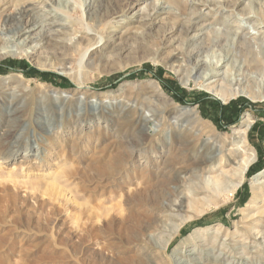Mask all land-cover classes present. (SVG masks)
<instances>
[{
    "label": "rangeland",
    "instance_id": "374dc122",
    "mask_svg": "<svg viewBox=\"0 0 264 264\" xmlns=\"http://www.w3.org/2000/svg\"><path fill=\"white\" fill-rule=\"evenodd\" d=\"M136 1L96 0L90 10L92 33L82 34L76 27L77 36L84 38L79 52L51 45L46 38L37 48L25 47L14 56L0 55V264H171L177 258L188 264H264V221L249 232L242 212L251 197L250 179L264 168V131L257 125H264V77L255 66L233 71L228 88L243 93L223 104L205 89L206 83L201 85L191 64L176 73L178 62L168 60V54L190 52L222 32L251 34L247 43L254 51L250 54L233 47L238 54L230 59L236 66L255 55L258 58L259 49H264V0H236L228 8L218 7L221 0L197 4L202 16L194 20V30L183 35L184 43L171 42L180 33L168 35L166 14L159 13L154 24H141L147 2L156 0ZM128 2L132 7L109 23V15L126 8ZM15 4L28 7L19 23ZM54 11L55 6L46 0H0V52L6 29L10 31L6 36L11 37L34 19L60 20L62 15H54ZM71 16L77 18L80 13L76 10ZM226 21L229 23L223 26ZM192 35L195 40L191 41ZM219 44L226 42L222 39ZM31 50L33 55L27 53ZM219 53V46L211 45L201 56L211 60ZM33 70L48 74V80L28 77L26 73ZM166 81L186 93L184 103L174 100ZM39 85L41 91L36 89ZM168 100L178 108L193 107L202 124L221 135L237 128L243 117L249 118L247 140L256 155L250 169L261 170L245 178L231 201L187 221L169 246L162 248L159 237L169 231L162 215L167 213L158 216L150 211L147 198L152 192L139 202L132 196L160 177L155 153L167 149L168 131L174 141L183 138L184 130L170 125L173 112L168 110ZM241 102L246 106L236 121L227 124L220 120V108ZM202 106L207 115L202 114ZM3 150L6 160L1 159ZM205 157L211 158L206 154L201 158ZM115 160L120 164L108 175L99 172L98 168ZM64 170L71 174L65 175ZM53 176L57 183L51 181ZM103 207L110 212L100 211ZM139 214L142 221L148 214L156 219L155 227L146 228L142 236L133 230ZM159 229L165 232L161 234Z\"/></svg>",
    "mask_w": 264,
    "mask_h": 264
},
{
    "label": "bare ground",
    "instance_id": "6f19581e",
    "mask_svg": "<svg viewBox=\"0 0 264 264\" xmlns=\"http://www.w3.org/2000/svg\"><path fill=\"white\" fill-rule=\"evenodd\" d=\"M46 1H48L50 6H55V11L53 14L62 15V18L60 20L55 19L51 21L50 19L48 20V18L42 19L41 17V19H39L40 21H36L34 19L33 22H27V24H24L25 26L20 29L16 35L14 34L11 37L6 36L7 33L10 32L6 29V33H4L5 36L3 39H1V56H14L20 52V49H24L25 47L27 49L37 48L39 43H41V41L45 40L46 38H49L51 45L57 47L62 46L71 53L81 51L79 44L84 40V38L81 36V38L78 37L76 33L78 29L83 30L81 33H85V35L92 33L93 30L89 27L91 20L90 10L94 8L96 0H79V4L76 2H70V0ZM166 1H168L166 6L163 5L164 2L162 3L161 0L147 2V8L140 16L139 21L141 24L143 22L154 24L159 13L164 15L166 14V16L168 15V23L170 24V26H168V35L173 36L174 32L180 33L179 36L173 37L171 42L174 43L179 41V43H184L183 35H185L189 30H194V20L202 16L200 10L196 9V6L197 4L203 3L205 0ZM217 4L218 3H215L214 5ZM235 4L236 0H221L220 6L218 7L228 8L233 7ZM130 7H132L130 2L126 3V8L122 9L120 12L118 11L110 14L107 18V21H109V23H114L119 17L122 16V14L125 12V9H130ZM27 8L28 7H22L19 4L14 5L17 23H19L22 17L27 14ZM187 9H189V11ZM76 10H78L80 16L77 18H72L71 14ZM183 11L187 12L182 14ZM241 15L245 16L247 14L241 13ZM170 16L173 17V19H170ZM165 19L167 20V18ZM100 22L101 20L98 19L99 24ZM227 23H229V21L223 23V26H225ZM119 24L120 22L118 25ZM76 27L78 29H76ZM214 34V40L210 41L205 39L203 41V45L199 44L196 49H193L187 53H184L181 50H177L176 53H170L168 54V60H176V62H178L177 69L175 71L176 73L180 72L183 67L191 64V70L195 72V74L197 73L198 80L201 82V85L203 86V83H206L205 89L212 92V95L218 98L223 104H227L229 103L230 99L235 97L238 93L228 88L232 84L233 79L231 74L233 71L240 72L241 70L243 71V69L248 71L252 66H255V70H259V72L262 73L261 75L264 77V49H259L258 58L255 55L253 60H243L240 66H236L235 61L230 59L233 56V53L236 55L238 54V52H234L233 47L238 46L250 54L252 51H254V48L247 43V38L250 37L251 34H242V32L232 34L222 32L220 34ZM23 35L24 37L22 40L16 41L15 37ZM96 37L97 39H95L98 43L100 38L98 36ZM222 39L226 42V44L220 46L219 42ZM86 40L88 43L92 41V39ZM190 40H195V37L193 36L190 38ZM211 45L219 46L220 53L211 57L212 59L210 60L206 57H202L201 55L203 49ZM91 46L92 45H90V47ZM87 52L88 49L83 52L82 59L86 56ZM27 53L33 55V51ZM88 59H90V57ZM223 66H228L227 70L224 72L220 70ZM10 78L14 77H9V79ZM219 82L222 83L219 86L220 88H217ZM262 82L264 83V81ZM36 89L41 91L43 87L39 85ZM212 89L217 91H211ZM239 93L242 94L243 92ZM50 94L57 98L56 92L51 91ZM168 101V110L171 111V113L173 112V117L170 118V125L174 127H180L182 132L184 130L183 138L174 141L171 137L170 130L168 131V133H170V137L168 138L169 143L167 149H164L157 154L155 153V165L156 168L160 170V177L157 179V181L155 180V182L149 186L147 185L144 188L142 187V190L138 192L135 190L136 192L132 196L133 200L139 202L143 200V196L146 193L152 192L147 198L150 211L155 210L158 216H160L161 213H167L166 215L162 216H165L168 221V235L162 236L161 234H163L165 231L159 229L161 230L159 231L161 233L159 239L163 241L162 248H167L169 246L170 242L178 234L180 228L185 225L187 221L203 215V213L212 206H217L222 203L225 204L231 201L234 195L237 193L238 188L244 184L247 173L256 159L255 152L249 146L247 140L250 128L249 118L243 117L240 125L237 128L232 129L228 134L221 135L218 134L211 126L202 124L197 111L193 107L178 108L170 100ZM142 107L143 106L140 108ZM147 112L149 113L148 109ZM164 147L165 146H163V148ZM205 154L211 156V158L205 157L202 159L201 157ZM1 159L6 160V152L4 150L1 152ZM146 161L149 163L151 162V160L148 161V159H146ZM117 164L119 165L120 161L118 162V160H115L110 165L104 166L103 168L100 166L102 169L98 168V170L104 176H106L110 170L115 169L114 166ZM92 168L96 169L97 166H93ZM63 173H65V175L71 174L70 170H66V172L64 170ZM56 180L57 177L53 176V180L51 181L55 182ZM249 184L251 197L249 201L246 202L244 206L245 209L242 210V212L246 214L244 216V219L246 218L245 229L250 232L253 229V225L259 226L258 224L264 221V168L250 179ZM104 207L100 208L101 210H99L105 213L110 212L111 209L106 210V207ZM142 216V214L138 215V219L135 222L136 229L133 228V230H135L139 236L144 234L146 228L153 229L156 223V219L152 214H148V216L145 215L143 217L144 221L139 219V217ZM170 227L171 230L169 229ZM152 239L154 238L152 237ZM187 255L191 256V254ZM189 259H192L193 261L197 260L194 257ZM124 263L127 264L126 262ZM170 263L188 264V261L177 258L175 261L171 260Z\"/></svg>",
    "mask_w": 264,
    "mask_h": 264
},
{
    "label": "trees",
    "instance_id": "16d2710c",
    "mask_svg": "<svg viewBox=\"0 0 264 264\" xmlns=\"http://www.w3.org/2000/svg\"><path fill=\"white\" fill-rule=\"evenodd\" d=\"M12 67L14 66V64H10ZM23 65L22 64H19L18 67H22ZM24 68V67H22ZM26 75H28V77H33V76H38L40 77L42 80H45L47 81L48 80V74L46 73H38L37 71H29L28 73H26ZM161 76V75H160ZM52 77H56V76H52ZM59 78V77H58ZM62 80V78H60ZM63 81V82H62ZM61 82L63 83V85H67V82L65 80H62ZM167 86L166 90L168 92H171L172 94V97L174 98V100H176L177 102L179 103H184V99H185V92L183 90H180V88H178L176 86L175 83H173L172 81H166V84ZM197 103H200L199 100L196 101ZM246 102H241L240 105L236 106V107H231L230 104L226 107H222L220 108V120H225L227 124H231L233 123V121H236V119L238 118V115L240 113V109L243 107V106H246L245 104ZM199 107L201 108V105H199ZM235 108V109H234ZM205 108H203L202 106V114L204 115H207L208 113L206 111H204ZM208 117H211L210 115H208ZM258 127L260 128V131H261V128H262V131H264V125L258 123L257 124ZM259 129L257 130L258 134L260 135L261 133ZM263 133V132H262ZM261 170V167L260 168H257V169H249L248 173H247V177H251L252 175H254L255 173H257L258 171ZM246 197L241 201L242 204L245 203L246 201Z\"/></svg>",
    "mask_w": 264,
    "mask_h": 264
}]
</instances>
